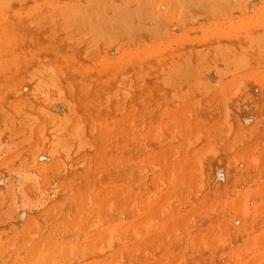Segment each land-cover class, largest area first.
Returning <instances> with one entry per match:
<instances>
[{"label":"bare ground","instance_id":"1","mask_svg":"<svg viewBox=\"0 0 264 264\" xmlns=\"http://www.w3.org/2000/svg\"><path fill=\"white\" fill-rule=\"evenodd\" d=\"M88 1L0 0V264H166L177 250L183 264H201L214 252L237 263L244 226L252 231L248 244L264 245V70L257 67L264 0L256 9L250 0H193L228 13L213 14L201 37L190 38L187 26L175 40L135 51L98 43L104 34L91 30ZM167 5L147 29L130 22L132 6L121 5L115 14L126 24L105 31L164 33L174 19ZM203 51L225 53L221 67L237 75L217 85L205 72L214 56ZM201 71L207 77L199 79ZM174 78L191 79L198 97L170 106L161 81ZM120 97L129 113L119 110ZM194 166L202 171L199 195L190 191ZM218 174L225 186L233 182L223 195L241 189L213 212L205 201L218 193ZM165 199L187 207V216L202 212L206 224L187 219L181 226L184 216L170 220L171 205L147 224ZM131 200L143 222L127 212ZM255 216L259 234L246 221ZM167 231L169 240L162 238Z\"/></svg>","mask_w":264,"mask_h":264},{"label":"rangeland","instance_id":"2","mask_svg":"<svg viewBox=\"0 0 264 264\" xmlns=\"http://www.w3.org/2000/svg\"><path fill=\"white\" fill-rule=\"evenodd\" d=\"M78 2H79V4H81V5H85L84 4V2L85 1H87V0H85V1H83V0H77ZM93 3H92V2ZM96 1V2H95ZM99 1V2H98ZM118 1H120V2H118ZM135 0H127V2H124V0H117V2H116V0H89L88 2L89 3H87V7H85L86 9H88V12H89V18H91V21H90V25H91V30L93 31V32H96V33H94V35L95 36H98V35H100V34H104L103 36H102V40L104 41V43H103V41L101 40V37H100V41L101 42H98V43H100V44H103L105 47H108V46H110V48H112V47H115V45L117 46V45H119V43L121 44V47H120V49H124V50H131V51H135V50H138L139 48H141L142 46H144V45H150V44H152V45H162L163 43H165L166 41H170V40H175V39H177L178 38V33L181 31V30H184V28H186L187 26H190L191 27V31L190 32H192V33H190V35H189V37L190 38H193V37H196L197 36V38L198 37H201V35H202V33H200V31H201V29L200 28H203L205 25H207L208 24V22L207 21H209L210 19H211V17L213 16V14H215V13H219V14H227L228 13V10L227 9H222V10H217L216 9V7H214L213 6V8L216 10V12L214 11V9L212 8V6H208L207 5V3H205V4H203V5H198L197 7H195L196 5H197V3H196V5H194L195 4V0L193 1V0H136L135 2H134ZM149 1V2H148ZM160 1H161V3H160ZM191 1V2H190ZM192 1L194 2V3H192ZM253 1V2H252ZM94 2L96 3V4H94ZM108 2L109 3H111V4H108ZM123 3V4H120V3ZM134 2V3H133ZM136 2H138V3H136ZM92 3V4H91ZM124 3H126V5L124 4ZM167 4L168 3V9L170 10V13L171 14H173L174 13V19L172 20V26H171V29H168L169 27H170V25H166L167 26V29H166V32H164V33H154V32H150V31H147V30H143L142 32H140V33H134L133 35H131V38L130 37H128L127 36V34H128V32L127 31H120V32H118V33H115V34H112L113 32L111 31V33L109 32L110 30H111V28L109 29V33L107 32V31H105V29L107 30V26H112V23H113V26H114V24L115 23H120L121 21H119V19H117V16H116V14L119 12H117V10L118 9H120V7H121V5H122V9L124 8V6H126L127 8H129V7H133V8H135V10L131 7V9H130V11L132 10L133 12H131L134 16L133 17H131V20H130V22L131 23H133L134 25L135 24H145V28L147 29L149 26H151L152 24H153V22H155L156 20H157V18L154 20V18H155V14H154V12H156V10L158 11L159 10V8L162 6V4ZM90 4V5H89ZM94 4V5H93ZM108 4V5H107ZM132 4V5H131ZM136 4H138V5H136ZM254 4V5H253ZM89 5V6H88ZM92 5V6H91ZM111 5V6H110ZM114 7H113V6ZM130 5V6H129ZM136 5V6H135ZM142 5V6H141ZM220 5V4H219ZM248 5V8L249 9H256L257 7H260V0H250V2H249V4H247ZM250 5V6H249ZM97 6V7H96ZM91 7V8H90ZM112 7V8H111ZM156 7L158 8V9H156ZM174 7V8H173ZM92 9V11H90ZM95 9H96V11H95ZM111 9V10H110ZM116 9V10H115ZM129 9H127V10H129ZM148 9V10H147ZM114 10V11H113ZM126 10V9H125ZM145 10V11H144ZM115 11L117 12L116 14H115ZM121 11V10H120ZM123 11H124V9H123ZM130 11H128V12H130ZM144 11V12H143ZM148 11H150L151 13H149ZM218 11V12H217ZM114 12V13H113ZM125 12H127V11H125ZM98 13V14H97ZM140 13V14H139ZM147 13L149 14V16H147ZM157 13V12H156ZM101 14H103V15H101ZM144 14V16L142 17V15ZM151 14H153V15H151ZM116 16V17H114V16ZM131 14H129V16H130ZM146 15V16H145ZM102 16V17H101ZM110 16V17H109ZM129 16H127V17H129ZM151 16H154V17H151ZM96 17V18H95ZM99 17V18H98ZM110 19H109V18ZM124 18L126 17V16H123ZM122 17V19L124 20V18ZM157 17V16H156ZM103 18H104V21H103ZM134 18H136V19H134ZM144 18V19H143ZM147 18H149L150 19V21H149V19H147ZM151 18H153V19H151ZM126 19V18H125ZM127 19H129V18H127ZM146 19V20H145ZM98 22H96V21ZM102 20V21H101ZM153 20V21H152ZM140 21H141V23H140ZM107 22V23H106ZM115 22V23H114ZM126 21H124V23H125ZM129 22V21H128ZM147 22V23H146ZM212 22H215V21H210V25H211V23ZM98 25H96V24ZM123 23V21L120 23V25L122 24H124ZM202 23V24H201ZM81 24V23H80ZM93 24V25H92ZM104 24V25H103ZM126 24V23H125ZM128 24V23H127ZM132 24V25H133ZM83 24H81L80 25V27H79V25H77L78 26V28H80V30H79V33H81L82 35H83V33H84V29H82V28H84L83 26H82ZM100 25V26H99ZM94 26V27H93ZM147 26V27H146ZM105 27V28H104ZM77 29V28H76ZM99 29V30H98ZM195 29V30H194ZM73 30V29H72ZM96 30V31H95ZM171 31L173 32V33H171ZM83 32V33H82ZM116 32V31H115ZM127 32V33H126ZM98 33V34H97ZM126 33V34H125ZM72 35H77L78 36V31H77V34H75V33H73L72 32ZM80 35V34H79ZM84 36H86V35H84ZM94 36V37H95ZM104 36H105V38H104ZM93 37V38H94ZM78 38H79V36H78ZM81 38H82V36H81ZM80 38V39H81ZM83 38H85V37H83ZM92 38V39H93ZM96 38V37H95ZM123 42V43H122ZM94 43V42H93ZM92 43V44H93ZM96 44V43H95ZM99 44V45H100ZM172 45H173V47H176V44L175 43H171ZM98 45V44H97ZM111 45H112V47H111ZM205 50H207V49H205ZM210 51V50H209ZM209 51H203V52H205V55H206V53H209V54H207V57H209L212 53H214V49L212 50L213 52L212 53H210ZM184 52H186V53H189L190 51H186V50H184L183 51V53ZM202 52V58H201V56H200V58L202 59V60H206L207 61V59H210L209 61H207L208 63L212 60V61H214V64H208L209 66H208V68L207 67H205V69H206V71H205V69L203 70V71H205V72H207L206 74L208 75L209 73L210 74H213V78H217L218 79V84L217 85H222L223 83H224V81L225 80H227L228 78H232V77H235L234 75H237L236 74V71H235V73H234V75L233 74H231V72L230 73H228L229 72V70L228 69H224L223 70V67H221V65L223 66V64H221L222 62H224V61H227V60H225V59H228V58H225L224 57V55L226 56V54L224 53V55L221 53H219L220 55H222V56H220V55H218V58H217V51H215V53H217V54H212V56H214L213 58H205L206 56L204 55V53ZM201 53V52H200ZM216 56V57H215ZM220 56V57H219ZM224 58V59H222V58ZM217 58V59H216ZM215 59L216 60H218V59H221V60H224V61H220V60H218V61H215ZM200 60V59H199ZM201 60V61H202ZM204 60V61H205ZM199 62L200 63V66H202V63L204 62V61H202V62ZM205 61V62H206ZM211 61V63H213ZM215 62H216V66L217 67H212V65L214 66L215 65ZM229 62V61H228ZM227 62V64L229 65V63ZM226 63V62H225ZM224 63V64H225ZM219 64H220V66H219ZM211 65V66H210ZM260 65V66H259ZM207 66V65H206ZM225 66H227V65H225ZM219 67V68H218ZM257 67H259L260 68V70H264V60H262V61H260L259 63H258V66ZM213 68V69H212ZM208 69V70H207ZM213 70V71H211V72H209L210 70ZM220 71H219V70ZM199 71V70H198ZM217 71L219 72V73H217ZM222 71H224L225 73H226V75H225V73H223ZM205 72H202L201 71V73L199 72V74H201L200 76H199V74L197 75V77L199 78V79H203V77L204 76H206L205 74H203V73H205ZM221 72V73H220ZM238 72V71H237ZM243 72V71H242ZM202 74H203V76H202ZM231 74V75H230ZM216 75V76H215ZM225 75V76H224ZM215 76V77H214ZM227 76V77H226ZM207 77V76H206ZM155 78V77H154ZM153 78V79H154ZM226 78V79H225ZM152 78H151V80H153ZM214 79V80H215ZM205 81V80H204ZM161 83L165 86H163L162 84V86L163 87H161V86H158L157 87V89H160V87L163 89L164 88V90L168 93V95H167V97L169 98L170 97V99L168 100V103L170 104V106H172L173 104H175V103H178V102H180V103H185V102H191V101H193V99H195L196 97H198V96H196V95H192L191 93H190V90H191V86L193 85L192 84V81H191V79H176V78H174L173 80H165V81H161ZM156 84V83H155ZM173 84H176V85H181L182 87L181 88H177L176 87V89H178V90H176L175 89V87L173 86ZM216 85V86H217ZM184 87V88H183ZM220 87V86H219ZM194 90V89H193ZM161 94V93H160ZM162 96H159L158 95V98L160 99V98H164L165 100H167L168 98L166 97V96H164L163 94H161ZM117 97H119V96H117ZM127 99L126 101H127V103L129 102L128 101V97L127 96H125L123 99ZM120 100H115L116 102H119V106L121 107H125V103L124 104H122L123 103V101H121V99H122V97H120L119 98ZM127 106V105H126ZM119 107V110L121 109V111L122 112H128L129 113V111L128 110H125L124 108H120ZM153 108V107H152ZM158 108L159 107H157V108H154L152 111H153V115H157L158 113H159V110H158ZM150 109H151V107H150ZM239 110H241V108L239 109ZM137 112V111H136ZM229 114V112H226V114ZM227 114V115H228ZM71 142V141H70ZM69 142V143H70ZM71 144V143H70ZM86 145L84 144L83 145V147H82V150H86ZM200 167H198V166H194V167H192L191 169H192V171H191V181H190V191H193L194 189H197V190H195L194 191V194H196L197 192L200 194L203 190V186L202 185H200L201 183H200V181L202 182V178H201V174H202V171H201V169H199ZM198 169V170H197ZM195 171H196V173H195ZM198 171V172H197ZM200 174V175H199ZM199 179H198V178ZM222 177H224V175L223 174H218V178H216V182L217 183H219V182H221L220 183V185L218 186V188H217V190L216 191H218V193L215 191L214 192V194H216V195H214L213 197H211V199H208V200H206L205 202L206 203H213L212 204V211L214 212V211H217V201H221L223 204H224V206H227V204H229L230 202H232V200L233 199H235L236 198V196L239 194V192H240V184L238 185V187L236 186V188L235 189H237V190H235V189H233V192L231 193V194H228L227 196H228V198H227V196H226V194L225 195H223V193H225L224 191H223V187L225 186L224 184H223V180H224V178L223 179H221ZM195 180V181H194ZM230 183V184H229ZM229 183L226 185L227 187H229L233 182H231V181H229ZM197 185V186H196ZM224 185V186H223ZM199 186H200V188H202L201 190L202 191H200V188H199ZM225 186V187H226ZM192 187H195L194 189L192 188ZM230 187H232V186H230ZM233 187H235V186H233ZM228 190L227 191H229V189L230 188H227ZM231 190V189H230ZM225 191H226V188H225ZM197 193V195H199ZM226 193H228V192H226ZM233 194V195H232ZM222 195H223V197L225 198V199H223V197H222ZM220 197V198H219ZM226 199H227V201H226ZM173 201H169V200H167L166 201V199L165 200H163L162 202H159V203H156L157 205H155V207H156V211L158 210V214H160V216L159 217H154L153 215V217H151V216H149V217H145L144 218V221H146V223L148 224V223H155V222H157V219H161V218H164V216H166V214H167V209L166 208H168V205H171L170 207H171V210H172V212H173V214L170 216V220H173L176 216H184L183 217V221L181 222V226H183L184 224H185V222L187 221V219H191L192 221H194V225H202L203 226V224L205 223L204 221H203V219H201V217L203 218V216H204V214L202 213V212H198V213H196L195 215H189V216H187V212H188V210H187V207H184L183 205H181V204H177L176 206L172 203ZM132 204V205H131ZM129 205H131V207L129 206V208H127V212H129V214L131 215V219L132 220H140V221H142L143 222V218H142V214L140 213V211L135 207V205H136V201H134L133 200V202H132V200L131 201H129ZM181 205V206H180ZM215 205H217V206H215ZM177 206H178V208H177ZM166 210H165V209ZM137 209V210H136ZM178 209V210H177ZM175 211H176V213H175ZM166 212V213H165ZM212 212V213H213ZM154 213V212H153ZM157 213H156V216H158L157 215ZM216 213V212H215ZM225 213V212H224ZM223 213V214H224ZM222 214V217H221V219H226V214H224L223 215ZM154 215H155V213H154ZM162 215V216H161ZM187 216V217H186ZM194 219H196V221L194 220ZM200 219H201V221H200ZM246 221H248V224L249 225H251V229L253 230V232L255 231V233L256 234H259L262 230H261V228H260V224H259V220H258V217L257 216H255V217H253L252 219L249 217V219H248V217H247V219H246ZM250 221V222H249ZM210 222V224H207L206 225V227L207 228H210L211 227V221H209ZM251 222H252V224H251ZM143 224V223H142ZM206 224V223H205ZM247 223H246V225H248ZM246 229V230H245ZM169 232V233H168ZM246 232H247V228L244 226V229H243V235H245L244 236V240H243V242H242V244H241V247H240V250H238L239 251V253H241V254H239V256H238V262L236 263V262H229L230 264H264V245H261V244H259V243H257L256 244V242L255 243H249L248 244V242H246L247 240H248V238L250 237H248V235L252 232H247V234L248 235H246ZM173 232L171 231H167L163 236H162V238H166V240H169L170 239V234H172ZM182 234L184 235V233L182 232ZM251 235H252V233H251ZM185 236V235H184ZM221 236V235H220ZM220 236H216L215 237V239H220ZM179 237V236H178ZM246 237V238H245ZM180 238H183V236L182 237H180ZM182 242H181V244H180V247L182 248L183 246H184V244H185V242H184V239H182L181 240ZM157 243V242H156ZM204 245V247L207 249L208 247H210V245L208 244V243H203ZM251 244H253V246L251 245ZM207 245H208V247H207ZM256 245V246H255ZM248 246V247H247ZM228 247V246H227ZM233 247H235V245L234 244H232V245H230L229 247H228V249H232ZM250 247H252V248H250ZM248 248V249H247ZM162 248H160V246H159V248H158V244L156 245V255L158 256V254H160L161 253V250ZM247 249V250H246ZM250 249V250H249ZM253 249V250H252ZM254 249H255V251H254ZM246 252V253H245ZM173 254H170L169 255V257H167V263L166 264H183L184 262V257H183V259H182V256H179L178 255V250L177 251H173L172 252ZM214 254V255H213ZM213 254H211V256H209L208 257V259H205V260H202V262L203 263H201V264H229L227 261H225V259L227 260V258L224 256V258H223V256H220V255H217V253L216 252H214ZM154 256L155 258L157 257V256ZM176 256H177V258H176ZM214 257V260L212 259ZM218 258H221V259H218ZM200 259V260H199ZM199 259H197L196 260V262L198 263V264H200V262H201V259L202 258H199ZM183 260V261H182ZM208 260V261H207ZM243 261V262H242ZM173 262V263H172ZM207 262V263H206Z\"/></svg>","mask_w":264,"mask_h":264}]
</instances>
